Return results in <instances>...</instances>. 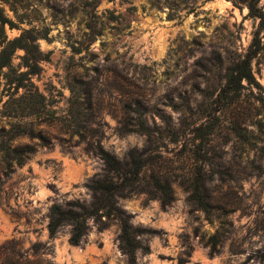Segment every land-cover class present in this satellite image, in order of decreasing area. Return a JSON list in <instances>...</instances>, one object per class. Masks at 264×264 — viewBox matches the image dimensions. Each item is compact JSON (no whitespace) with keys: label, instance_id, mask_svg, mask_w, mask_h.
I'll return each mask as SVG.
<instances>
[{"label":"rangeland","instance_id":"rangeland-1","mask_svg":"<svg viewBox=\"0 0 264 264\" xmlns=\"http://www.w3.org/2000/svg\"><path fill=\"white\" fill-rule=\"evenodd\" d=\"M252 1L0 0L14 24L5 28L8 38L27 30L46 36L38 43L50 56L32 78L46 96L38 116H7L10 91L0 72V128L19 125L25 135L14 144L36 148L8 177L0 171V264H9L13 251L33 254L35 244L41 245L39 264H131L119 219L103 229L90 220L79 246L70 242V225L54 236L48 229L53 204H91L90 185L107 172L85 141L55 124V110L62 121L73 108L71 99H82L93 116L91 130L118 159L125 161L131 150L147 153L136 187L117 196L131 224L145 230L138 238L148 250L136 251L137 264H264V26L249 16ZM260 6L264 10V0ZM255 38L262 48L252 63L259 88L245 84L236 99L221 97L227 74L246 58ZM23 55L17 51L15 67ZM186 101L193 112L207 110L197 120L214 129L206 145H194L191 135L173 141L156 131L151 147L146 135L120 132L126 102L145 112L150 128L163 130L158 110L177 129L182 119L197 118L185 111ZM200 166L212 222L183 185ZM153 176L169 184L168 205L152 187ZM214 236L212 252L208 242Z\"/></svg>","mask_w":264,"mask_h":264},{"label":"trees","instance_id":"trees-1","mask_svg":"<svg viewBox=\"0 0 264 264\" xmlns=\"http://www.w3.org/2000/svg\"><path fill=\"white\" fill-rule=\"evenodd\" d=\"M260 1L256 0L248 4L249 16L259 19L264 26V10L260 6ZM7 25L14 28L13 22L5 16L0 8V38L2 39L0 43V72L3 73L10 91L9 98L4 104L5 108L9 110L7 116L12 119L38 116L47 107L46 96L34 88L32 78L41 72V63L50 57L49 54H44L41 51L38 43L40 37L45 38L46 36L33 34L27 30L22 32L19 37L9 39L5 32ZM261 49V41L255 38L246 58L235 65L227 74L221 97L229 98L230 95H233L235 98L232 99H236L245 88V84L259 88V83L253 73L252 63ZM18 50H23L24 55L21 57L20 65L15 67L13 60ZM20 91L23 93L19 94ZM71 106H73L72 110L60 122H58L59 119L55 110V124L65 128L66 133L72 137L77 136L85 141L88 150L100 156L104 161L107 172L102 178L92 181L90 188L94 200L91 204L67 201L65 204L55 203L52 205L48 224L50 234L54 236L61 228L70 225L72 227L70 242L74 246H79L89 230L90 220L93 221L94 225L103 229L108 221L119 219L122 223V248L128 255L130 263L137 264L136 251L138 249L148 250L138 238L145 230L135 228L131 224L130 216L118 206L117 196L124 195L127 190H133L136 187L142 172L148 165L147 153L131 150L128 152L126 160L121 161L114 153L104 148L101 142V134L91 130L90 122L93 116L88 114L82 99L76 102H72L71 99ZM184 109L190 112L192 117L198 115L197 118L192 122H188L187 118L182 119V127L177 129L172 117L158 110V115L165 127L162 130L155 125L152 129L147 125L145 112L141 108H132L131 103L126 102L120 118V132L122 135L130 133L146 135L151 147L156 141L154 137L156 131L171 136L173 141H177L176 139L180 138L181 135H191L194 145L197 141L200 142V145H206L213 135L214 129L207 127L204 123L201 125L197 123V120L206 117V108L202 106L199 107L198 111L193 112L190 103L186 101ZM24 135L25 132L14 123L10 125L8 131L5 130V127L0 128V171L5 178L12 172L13 166H22L28 157L36 151V148L30 145L14 144ZM202 160L204 161V158ZM1 178L0 186L3 181ZM206 181L204 167L200 166L194 170L191 176H187L183 180V185L190 193L195 205L212 222L214 211L206 194ZM151 184L163 203L168 205L172 201V191L169 184L157 176L151 178ZM217 244L218 241L215 236L208 242L212 252L216 250ZM40 248V244L33 245L30 249L33 254L28 255L13 251L9 256V264H39L35 257L39 254Z\"/></svg>","mask_w":264,"mask_h":264}]
</instances>
